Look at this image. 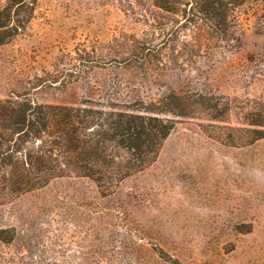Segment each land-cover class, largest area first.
<instances>
[{
  "label": "rangeland",
  "instance_id": "374dc122",
  "mask_svg": "<svg viewBox=\"0 0 264 264\" xmlns=\"http://www.w3.org/2000/svg\"><path fill=\"white\" fill-rule=\"evenodd\" d=\"M191 1L38 0L0 45V100L135 104L177 90L222 110L175 117L154 161L109 187L0 182V264H264V138L250 143L245 120L264 109V0L231 11L226 30Z\"/></svg>",
  "mask_w": 264,
  "mask_h": 264
},
{
  "label": "trees",
  "instance_id": "16d2710c",
  "mask_svg": "<svg viewBox=\"0 0 264 264\" xmlns=\"http://www.w3.org/2000/svg\"><path fill=\"white\" fill-rule=\"evenodd\" d=\"M247 0H192L201 18L226 30L231 11ZM175 0H154L171 10ZM38 0H6L0 5V45L23 31ZM176 3V2H175ZM189 3V2H188ZM189 3V4H190ZM193 105L210 116L222 115L219 98L198 94L191 102L177 90L133 103L85 101L78 104L0 100V136L14 138L10 150L0 145V182L16 194L47 185L52 179L79 177L109 187L142 171L157 157L176 126ZM252 140L264 138V109L245 119Z\"/></svg>",
  "mask_w": 264,
  "mask_h": 264
}]
</instances>
